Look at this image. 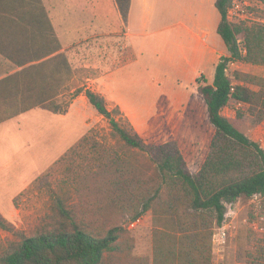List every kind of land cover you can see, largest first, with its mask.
I'll list each match as a JSON object with an SVG mask.
<instances>
[{
  "label": "trees",
  "instance_id": "16d2710c",
  "mask_svg": "<svg viewBox=\"0 0 264 264\" xmlns=\"http://www.w3.org/2000/svg\"><path fill=\"white\" fill-rule=\"evenodd\" d=\"M234 1L216 2L218 34L230 56L218 63L212 84L204 76L198 80L216 134L206 161L193 174L175 142L147 144L119 107L111 110L105 97L85 83L74 88L76 69L43 0H0V59L11 67L0 72V125L36 108L64 115L83 95L109 122L110 135L121 147L86 135L70 148L63 161L73 154L87 159L78 169L71 165L67 184L84 197L83 217L67 208L66 192L59 195V222L0 243V264H112L111 255L123 252L124 224L149 212L152 262L128 253L123 264H215V234L224 226L227 204L264 198V148L222 113L237 101L258 107L259 119L264 117V78L247 76L259 87L254 91L235 85L227 73L235 62L264 67V25L229 20ZM116 4L126 21L131 0ZM0 228L12 231L2 217Z\"/></svg>",
  "mask_w": 264,
  "mask_h": 264
},
{
  "label": "rangeland",
  "instance_id": "374dc122",
  "mask_svg": "<svg viewBox=\"0 0 264 264\" xmlns=\"http://www.w3.org/2000/svg\"><path fill=\"white\" fill-rule=\"evenodd\" d=\"M110 1L80 0V5H83L82 9L87 8L86 14L96 21L97 3L107 6ZM192 1L193 8L184 0L185 11L191 10L196 20L210 22L212 27L219 23L220 16L215 5L212 7L203 0ZM240 1L251 18L244 21L264 25V3L259 0ZM178 5L172 0H161L158 12L160 17L157 18L158 13L155 12V25H170L173 17V23H176L177 14L181 15V0ZM80 12L71 15L70 22L73 25L81 24L83 12ZM188 13L185 12L184 16L187 17ZM177 20L180 21L179 18ZM216 37L217 49L222 52L213 55L204 70L188 80H177L172 75L162 79L156 73L159 69H166L171 74H178L179 68L184 66L185 56L192 53L191 40L185 34L174 35L171 31L161 34L159 47L154 49L149 48L154 43L152 39L144 44L145 50H141L142 41L135 39V60L127 70L136 89L135 93H153L154 98L143 106H129V110L124 111L125 116L147 144L175 142L193 174H197L206 161L216 134L204 98L198 94V80L204 76L207 83L212 84L218 63L222 58L230 56L217 33ZM174 38H177V45L169 44L168 40ZM121 42L119 35L113 37L97 33L96 24L91 23L80 35V41L64 50L76 69L74 88L87 84L105 96L111 110L119 106L114 96L112 73L128 62L126 55L121 54ZM209 45L215 47L213 38ZM10 68L7 62L0 59V72ZM227 73L235 85L242 84L257 91L259 87L249 83L247 76L264 78V67L235 62L228 65ZM257 108L231 101L222 113L233 119L250 139L264 148V117L259 119ZM110 132L109 122L97 113L83 95L74 99L68 113L64 115L36 108L0 125V217L12 228V231L0 228V243L18 240L24 235L32 236L45 227L56 225L61 219L56 200L59 195L64 196L65 192L67 208L74 209L79 218L83 217L84 205L81 199L84 197L72 193L67 184L70 182L71 165L78 169L87 159H82L84 154H73L66 161L62 158L86 135L92 139L97 137L95 139L100 142L120 150L119 143L112 139ZM263 199L262 196H254L227 204L226 221L215 234V264H264ZM124 227L126 231L121 238L124 243L123 252L111 255L112 264L126 262L128 253L151 263V213L134 224H124Z\"/></svg>",
  "mask_w": 264,
  "mask_h": 264
},
{
  "label": "crops",
  "instance_id": "0c3cea01",
  "mask_svg": "<svg viewBox=\"0 0 264 264\" xmlns=\"http://www.w3.org/2000/svg\"><path fill=\"white\" fill-rule=\"evenodd\" d=\"M172 1L176 4V6H179V0ZM217 1L218 0H203V2L209 3L212 7L214 5L216 7ZM43 3L49 12L53 27L62 44L63 50H67L76 42L80 41V35L91 23L96 24L97 33L99 34H108L113 37L119 35V38L122 40V43H119L120 49L123 51L121 54L126 55L125 57L128 62L126 65H120L116 70H114L112 73V80L114 81L115 100L123 113L125 110H129V106H143V104L148 103L154 98L153 93H135L136 89L133 87L134 84L131 81L130 76L128 77L127 75V70L132 66L131 64L135 60V39L142 41L143 45L141 50L146 49L144 44H147V41L150 39H152L154 43L152 42L153 44H150L149 48H158L160 44L159 37L164 32L171 31L174 35H177L178 33L183 35L185 34L189 40H191L192 53L185 56L184 66L179 68V73L171 74L166 69H159L156 73L160 76V78L162 77V79L166 75H172L173 78H176L177 80L180 78L188 80L195 73L198 74L200 71H203L206 64L211 58H213L212 56L219 51L217 49L218 40L216 33L218 34V27L221 22L220 13L219 23L212 27L210 22L205 23L201 20H196L194 15L190 13L191 10L185 11L184 0H181V15L179 16L177 14V22L173 23V17L171 18L173 21L172 24L164 27L155 25V12H159L161 0H131L126 21H124L122 17L118 5L116 4V0H111L107 6H104L101 2L97 3L98 12L96 15V21L92 20V18L89 17V14H86L88 13L86 10L87 8L84 7V9H82L83 5H80V0H43ZM187 3L193 8L192 0H187ZM80 10L83 12L80 18L81 24L73 25L70 22L71 15L73 13H81ZM185 12H189L187 15L188 18L184 16ZM158 17H160L159 13L157 14V18ZM177 18H179L180 21H178ZM211 38H213V42L216 44L215 47L209 45ZM168 41L169 44L177 45V38H174V40L169 39ZM150 89L153 91L152 86Z\"/></svg>",
  "mask_w": 264,
  "mask_h": 264
},
{
  "label": "built area",
  "instance_id": "2783aa9c",
  "mask_svg": "<svg viewBox=\"0 0 264 264\" xmlns=\"http://www.w3.org/2000/svg\"><path fill=\"white\" fill-rule=\"evenodd\" d=\"M228 19L235 22H241L251 18L248 17L243 3L240 0H235L229 9Z\"/></svg>",
  "mask_w": 264,
  "mask_h": 264
}]
</instances>
